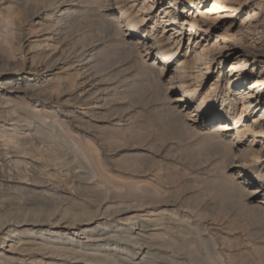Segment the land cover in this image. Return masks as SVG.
Listing matches in <instances>:
<instances>
[{"label":"rangeland","instance_id":"rangeland-1","mask_svg":"<svg viewBox=\"0 0 264 264\" xmlns=\"http://www.w3.org/2000/svg\"><path fill=\"white\" fill-rule=\"evenodd\" d=\"M17 1L0 0V97H3L0 98L3 100H0V103L2 107H5V100L11 98L10 100L18 106L30 108L37 106L41 113V119L34 122V127L37 126L40 129V135H37L38 137H35L37 139L33 142L37 145L38 150L47 153L46 155H51L54 162L52 163L51 174H54L52 179L43 178L47 184H50V193L43 192L41 194L43 197H39L37 202L26 200L27 206H25L35 210H50L55 213V217H71L80 210L93 209L101 202L100 200L106 198L111 209L108 212L109 216L104 218L105 221L112 224H116L112 222L113 220L131 218L136 215L140 217V220L150 217L154 219L157 214L166 210L168 215L171 212L175 213L170 218L173 222L172 226L175 228L168 236H165L164 246L163 242L152 243V245L156 244L155 248L160 249L154 251L157 258L154 255L155 259L151 264H171L172 262H174L173 264H264V224H260L249 217L250 215L248 216V213L238 202V193L236 191L233 193V190L228 187L230 183L244 178L245 181L249 180L256 186L261 185V191L264 192V151L259 154L262 136L256 133L260 129L256 127V132L249 131V134L245 135L244 139L247 142L244 149L248 146V149H251L253 146L249 154H243L238 150L239 148L232 151L233 153L223 152L221 154V151L218 153L219 151L214 147L208 148L209 145H207L208 133L218 123V120L228 117L230 122H233V113L238 112L237 110L240 108L237 95L231 93V89L226 90L224 81L228 75V67L226 66L220 75L216 70L204 75L196 90L189 96L188 92L178 88L175 81L169 83V80L174 75L177 66L186 68L184 61L189 59L186 57V48L187 46L193 48L195 41L188 43L186 37L177 47H173L172 43L165 44L167 60L165 61L163 80L174 90L172 93L168 92L171 99L174 100L182 94L188 95L189 106L178 109H184L183 112L190 113L194 111L195 107L199 109L197 123L193 125L192 118H189L185 125L188 123V128L197 127L200 131L204 129L202 126L208 128V133L203 130L197 135L192 132L188 133L181 128V131H174L177 129L172 130L168 125L170 123L169 112L167 113L166 106L162 105L164 93L156 90L155 86L151 84L152 77L144 73V68L152 66L154 58L146 57L143 48H141V59L137 58V55L125 53L123 49L115 45L107 48L108 38H104L105 34L101 35L100 29L95 23L97 15H94L85 22L77 23V27L74 25V29L71 27L73 31L69 33L72 39L79 40L78 42L81 44L88 45L97 41L95 44L101 47H99L101 60L94 65L93 74H96L97 77L99 75L104 77L118 64L127 62V66L123 68V71L114 73L112 75L114 78L105 76V80L108 82L113 79L110 81L112 86L108 85V89L104 86L105 89L103 87L101 89L103 93L96 94V96H102L100 97L102 109L96 110L101 121L96 124V127L99 125L100 128L91 129L88 127V123L93 121H90L86 110L80 106V96L82 95L78 90L70 85L65 86L66 88L61 85H57L55 88L54 84L47 86L51 79H54L53 76L57 78L59 73L65 72L61 68L62 66L56 65L50 74L43 69L35 71V67L31 65L32 55L28 52L29 45L33 41L42 40L44 32L41 23L35 21L30 23L29 17L32 13L30 3L38 5L37 8L41 13H44L43 3L35 4L27 1V3L18 4ZM53 1L50 3L53 6L62 3L60 0ZM64 1L75 2V0ZM83 1L89 5L94 4V7L104 6L108 3L106 0H90V3L87 2L89 0ZM167 1L165 0L164 4ZM202 1L203 19L211 29L207 44L211 45L216 37L218 43L225 42L231 47L242 49L237 39L241 36V32L238 31L245 13L222 17V11L216 4L210 8L211 0ZM183 2L184 0H180L179 5ZM250 2L253 3L255 12L264 14V0L261 1L258 10V6H255L257 0ZM26 4H29L27 6L30 7H27ZM40 6L41 8H39ZM98 9H95L94 13L103 14V8ZM7 12L15 15L17 12L21 14L17 13L15 20L12 18L13 20L8 22L5 19ZM155 13H159V9L156 8ZM41 16L44 17V14ZM90 19L95 22H90ZM180 22L181 18L178 17L177 28L180 27ZM162 27L163 25L157 19L147 18L143 25L136 28L135 38L141 39L140 45L143 41L152 40V36L161 38ZM11 37H15L14 41L11 40L13 39ZM18 41L25 42L20 52L16 54L15 48L19 44ZM197 44L199 47L205 42L200 40ZM10 50H14L12 56L8 53H13ZM187 55L189 56L190 53ZM160 58H164V56ZM137 59L143 60V62L139 61L135 65L134 61ZM154 68L156 71H160L159 67H155V65ZM217 76L220 79L218 91L215 92L216 89H213L214 91L211 92V84ZM108 78L110 79L108 80ZM53 79L52 81L55 80ZM11 82L18 83L20 88L22 87L21 89H25L31 84L41 85L44 91L41 97L48 93L49 95H45L46 98L51 97L50 94L52 98L49 99L48 105H37V101L40 103V96H37L40 89H33V91L30 88L25 95L20 91L15 96L14 93H9L11 90L7 85H3ZM150 84L154 88L149 87ZM163 92L165 91L163 90ZM31 94L33 95L30 96ZM92 97L95 95L93 94ZM235 98V102H232V99ZM104 99L105 101H103ZM201 101L203 105H200ZM113 106L116 107L115 111L111 109ZM263 108L243 116L240 126L246 129L252 125ZM124 109H127L126 112ZM65 112L66 114L71 112V114L74 113L75 116L81 117V122L68 120L64 115ZM4 123L0 122L1 125ZM185 132L186 134H184ZM252 139H255L256 143H252ZM62 161L65 163L63 164ZM256 161L258 162L255 163ZM231 164L234 167L231 172H227L226 166ZM27 187L36 188L33 184H28ZM255 201V198L250 199L248 206L251 207L254 204V210L260 211V214L264 216V209L262 210L257 204L258 208ZM118 205H128V209L118 212ZM175 216L177 219L181 218L179 223L176 222ZM250 220L252 221L250 222ZM118 224L124 223L119 221ZM52 228L59 227L52 225L50 229ZM160 243L162 246H158L161 245ZM136 247L134 246V248ZM133 251L136 252L134 249ZM27 254L22 256L25 262L23 264H37V261L40 260L47 261L45 257H42L43 254ZM122 255L125 257L124 254ZM64 258L56 257L52 261L62 264L72 263L71 260Z\"/></svg>","mask_w":264,"mask_h":264},{"label":"bare ground","instance_id":"bare-ground-1","mask_svg":"<svg viewBox=\"0 0 264 264\" xmlns=\"http://www.w3.org/2000/svg\"><path fill=\"white\" fill-rule=\"evenodd\" d=\"M27 1L28 3L32 2L35 4L43 3L42 10L44 11V13H41L40 9L37 8L38 5H31L30 3V6H32V11L28 9L32 12L29 17L30 23H34V21L41 23L43 26L42 31L44 32L43 36L41 35L43 39L30 43V49L29 51L27 50L32 55L31 65L35 67V71L43 69L50 74L54 71L56 65L62 66L61 68L65 72L63 74L59 73L57 78L53 76L55 80L53 78L54 81L52 79L51 81L49 80L50 82L47 86L54 84L53 87L56 88L57 85L64 87L70 85L78 90L82 95L80 96V106L86 110L85 112L89 115L90 121H93L89 122L90 126L88 123V127L91 129L100 128L99 125L96 127V124L101 121V118L97 116L96 110L102 109V105L100 104V97L102 96L99 97L96 94L102 92V87L111 85L110 81H113L112 79L108 82L105 78L112 76L114 73L116 74L120 70L123 71V68L127 66V62L118 64L113 70H109L110 72H107V74L104 73V77L100 75L97 77L96 74H93L92 70L94 69V65L101 60V53L99 51L101 47L95 44L97 41L88 45L81 44L78 42L79 40L72 39L71 34H69L70 31H73L74 25L77 27V23L85 22L88 18L97 15L96 22L91 19L90 22L97 23V28L100 29L101 35L105 34L106 36L104 38H108L106 45H109H107V48L108 46L113 47L115 45L123 49L125 53L137 55V58L139 57L140 59L142 57L140 56L142 55L141 48H143L146 57L154 58L152 66L145 67L144 73L152 77L151 84L155 86L156 90L164 93L162 95V97L164 96V103L162 105L166 106L167 113L169 112L170 123L168 125L171 126L172 130L174 128L177 129L174 131H181V128L188 133L192 132L197 135L203 130L205 133H208V128L207 126H202L204 129L200 131L197 127L191 126L188 128V123L185 125L189 118H192L193 125L197 123L199 109L195 107L192 113L183 112L184 109H178L189 106L188 95L182 94L174 100L171 99L168 92L170 91L172 93L174 90H172L171 85V87L166 85L163 80L165 61L167 60V57L165 58L167 51L164 49L166 47L165 44L172 43L173 47H177L186 37L188 38V43L195 41L193 48L191 46H187L186 48V57L189 58L184 61L186 68L177 66L174 70V75L169 80V83L175 81L178 88L188 92L187 94L189 96L196 90L198 83L204 75L212 72V70H216L220 75L227 66L228 75L225 78L226 81H224L226 90L231 89V93L237 95L240 108L237 110L238 112L233 113V122H230V118L228 117L218 120V123L208 133V148L212 146V148L214 147L219 151L218 153L221 151V154L223 152L233 153L232 151L239 148L238 150L242 151L243 154H249L253 146H251V149H248L249 146L244 149L247 142L244 139L245 135L249 134V131L256 132V127H259L260 131L256 132L262 136L259 154L264 151V108L259 117L253 121L252 125L246 127V129L240 126V121L243 116L254 113L264 107V14L262 15L260 12L254 11V5L250 2L252 0H211L210 3V8L214 4L218 6V9L222 11V17H230L242 12L245 13V17L241 21L238 31L241 32V36L237 39L242 49L231 47L225 42L218 43L216 37L211 45L207 44L211 29L203 19V12H201L202 0H184L180 5V0H168L165 4V0H106L108 1V3L106 2L107 4L104 6L97 5L98 7H94V4H86L83 0H75V2L60 0L62 3L57 6L50 4L52 0H18L17 3H27ZM261 1L257 0L255 3V6H258L257 10L259 9ZM87 2L90 3V0ZM98 8H103V14L94 13L95 9L99 10ZM156 8L159 9V13H155ZM43 14L44 17L41 16ZM16 15L7 12L5 19L11 22V20H15ZM178 17L181 18L179 28L176 27ZM216 17L219 18L220 16ZM147 18L157 19L163 25L162 36L161 38L152 36V40L149 42L143 41L142 45H140L141 39H136L134 32L137 31L136 28L138 26L145 23ZM71 27L73 28L71 29ZM14 38L11 40L14 41ZM4 40L3 38V42ZM200 40L204 41L205 44H201L198 47L197 43ZM25 41H18L19 44L15 48L16 54L20 52ZM12 52L11 54L8 52L9 55L12 56L14 50ZM188 53H190L189 56L187 55ZM161 56H164V58H160ZM140 59L134 61L135 65L139 61L140 63L143 62ZM154 65L155 67H159V72L158 70L156 71ZM31 69L33 70V68ZM111 78L114 77L112 76ZM219 82L220 79L217 76L211 84V92L214 91L213 89H216L215 92L218 91ZM3 85H7L11 90L9 93H14L15 96L20 91L25 95L30 88L31 90L40 89L39 94L37 93V96H40V103L37 101V105H48L49 99L52 98L51 94V97L46 98L49 95L48 93L45 94L46 96L43 94L44 97H41L42 92L44 93L41 85L31 84L28 87L26 86V88L23 87L25 89H21L22 87L20 88L19 84L14 82ZM150 85L149 87H153ZM31 90L30 93L32 92ZM222 93H224L223 90ZM93 94L95 97H92ZM10 99L5 100V107H2L0 103V122L7 123H4V125L0 124V264H23L24 259L22 256L25 253H28L27 255L43 254L42 257H45L47 261L40 260L37 261V264H62L53 263L57 262L52 261L56 257H65V260H71L72 263L68 262V264H151L153 259H155L153 258L155 255L154 251L160 249L155 248L156 244L152 245V243H162L166 238L165 236H168L172 229L175 228V226L173 228V222L170 219L175 215L174 212L168 215L166 210H164L165 212L157 214L156 218L152 219L150 217L146 220H140V217L136 215L131 218L113 220L112 222L116 224H112L111 222L105 221L104 218L109 216L108 212L111 209V205L107 202L106 198L100 200L101 202H98L99 204L93 209L80 210L71 217H55V213L50 210H35L26 207V200L37 202L43 192L48 193L50 191V184H47L45 179L50 180L54 176L53 173L51 174L53 171L52 163L54 162L51 155H46L47 153L38 150L37 145L34 144V140L37 139L35 137L40 135V129L36 125L34 127V122H38L41 119L40 110L37 106L33 108L18 106ZM0 100L3 101L2 99ZM235 100L236 98L232 99V102H235ZM202 103L201 101L200 105H203ZM118 106L120 105L118 104ZM114 108L116 107L113 106L111 109L114 110ZM124 110L126 112L127 109ZM64 115L68 120H78L79 122L82 120L81 117L75 116L71 112L67 114L65 112ZM232 132H235V134H232ZM252 143H256V140L252 139ZM62 163L64 164L65 162L62 161ZM226 167L227 172H231L234 166L231 164ZM43 178H45L44 180L46 182ZM28 184H33L36 188L40 189L28 188ZM228 187L230 190H233V193L234 191L238 193V202L244 211L248 213V216L250 215L249 217H252L254 221L264 224V216L260 214V211L254 210L255 205L248 206L249 200L255 198L256 206L259 204L260 208L262 210L264 209V192L262 193L261 191L262 186H256L253 182L240 178L239 181L230 183ZM4 195L10 197L7 198ZM124 205H118L117 211L121 212V210L128 209V205ZM175 218L177 219V216ZM119 221H122L124 224H118ZM180 221L181 218L176 220L178 223ZM51 223H53L52 225L54 227L58 226L59 228L50 229V226H52L50 225ZM134 246L137 247L134 248ZM158 246H162V244Z\"/></svg>","mask_w":264,"mask_h":264}]
</instances>
